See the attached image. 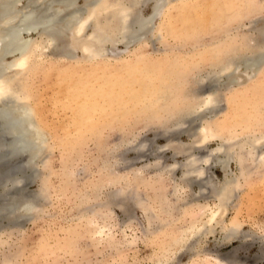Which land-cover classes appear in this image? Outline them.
<instances>
[{
    "label": "rangeland",
    "instance_id": "374dc122",
    "mask_svg": "<svg viewBox=\"0 0 264 264\" xmlns=\"http://www.w3.org/2000/svg\"><path fill=\"white\" fill-rule=\"evenodd\" d=\"M170 2L169 8L162 9L163 15L154 18L145 37L141 36L139 41L129 42L127 48L124 42H120V38L113 44L107 43L104 45L106 55L95 60L96 64H90L83 60L80 50L67 49L70 47L67 43L70 42L65 39L59 43V49L65 46L64 49L74 54L73 58H66L64 54H60L63 53L61 50L47 48L40 56L41 60L38 57V61L35 60L31 64V70L23 73L16 80V84L14 83L13 88L24 98L21 104L26 106V110L32 111V122L37 130L42 132L43 138L40 139V149L34 165L32 164L33 169H30L31 164L25 167V155L18 157V162L24 163L22 170H25L18 175L19 180L25 179L18 184L25 194L22 195L24 197H19L18 201L32 206L25 216L19 213H7V216H4L5 213L1 216L0 264L10 259L12 264H192L197 256L195 263L203 264L199 256H203L201 258L205 260L206 255L226 258L222 260L223 264H264V163H249L244 171L247 176H241L240 167L236 161L231 160L226 170L228 174L236 177L238 186L221 219H218L220 222L213 226V231L209 230L212 232L207 230L199 234L197 240H193V245L185 243L171 248H168L170 239L173 242L178 233L193 221H199L200 225L206 218L198 213L196 216L192 214L193 210L196 211L195 205L191 208L182 207L181 199L186 202L192 200L193 196L198 199L196 204L199 207L208 205L210 208L214 207L216 201L213 200L210 187L206 192L199 185H194L191 191L187 188L180 192V201L178 199L176 202L171 194L174 185L172 177L179 182L181 173L157 177L158 173L152 167L159 163L160 166H165V169L172 165L182 169L181 166L186 160L183 156L175 154V148L179 145L185 149L189 148L190 140L187 134L173 138L162 134L161 130L170 129L176 124L180 117L169 118V115H178L180 110L184 109L185 101L206 90H197L198 82L203 80L202 83H205L210 77H213L210 79L214 82H210L209 86L217 89V96L209 109H212L211 115L216 113L217 121L220 119L218 122L221 121L226 127L223 131H231L236 137L234 141L246 137L253 139L264 134V63L261 69L257 70L255 78H251L252 72L249 71H246V74H249L247 77L243 68L232 71L234 67L228 74L223 75L219 74L223 63H219V60L216 62L213 52L218 47L215 46L223 39L239 37L240 40L242 36H248L254 40L251 41L252 45L260 48L261 38L257 35L264 27V0ZM84 3L85 0H78L76 7L84 9ZM153 5V1H145L139 4L135 11L147 18L152 14ZM229 10L237 12L236 19ZM91 29L86 28L85 33H91ZM36 36L32 35L33 38ZM207 48H211L208 53ZM124 49H127L126 52ZM247 53L248 51L242 48L235 50L225 58V64L229 61L237 62L238 57ZM208 57L209 59H206ZM11 60L12 58L8 57L7 61ZM229 74H232L231 78L238 79V82L244 81L245 83H240L243 86L234 84L235 80H232V84L227 82L226 76ZM209 75L211 76L206 78ZM241 75L244 79H240ZM134 81L136 83L127 86L138 90L140 87L137 84L145 82L143 85L148 86L149 91L155 90L158 94H143L141 99H136L139 104L125 96L122 99L125 103L121 107L107 105L101 99V96H104L107 100V96L113 93L116 95L117 91L119 93L122 88L127 87L126 83ZM254 81L256 83L253 84ZM121 82L125 85H120ZM253 86H256V93L252 95L250 91L246 98L240 97V91ZM106 87L109 88L108 91L105 90ZM116 88L118 90H115ZM105 91L107 94H103ZM178 91H183V96L189 97L191 93L192 96L188 100L182 97L174 102V95H177ZM95 92L99 95L96 96ZM148 98L151 99L149 102ZM70 99L72 100L69 101ZM191 101L193 103L194 98ZM195 101L197 102V99ZM150 103L152 108L147 109ZM165 104L169 106L167 111L160 109L165 108ZM83 105L87 108L85 115L80 113ZM198 112H191L192 115L187 116L188 118L184 116L187 119L181 129L191 130L201 126V118L207 110ZM237 113L239 114L236 115ZM225 135L227 134L224 133ZM216 140L207 142L196 150L194 155L204 156L205 152L210 155L207 158L208 165L205 167V164H202L201 167L206 169L209 184L218 187L224 181V173L220 165H213L216 156L212 151L221 143ZM166 145L169 148L166 149ZM139 146L144 148L140 147L139 151ZM261 151L264 153V146ZM8 187L10 186H0V194L6 193L11 197L13 189L9 188V193ZM191 192L193 195H190ZM199 192L209 196L208 201L203 202L204 196L201 194L203 197H200ZM110 194L113 195L112 198L109 197ZM163 199L171 205L169 208L158 204ZM104 204L109 206L107 210H111L110 221L103 220L110 226L106 228L110 232L108 241L105 238L100 240L92 233L96 226L105 224L103 217L101 218L102 211L105 210L101 205ZM145 209L150 210L155 219L150 218L149 221L147 217L151 214H146ZM88 219L91 220L90 224H86L85 220ZM235 219L239 223V236L246 239L226 238L229 224ZM169 249L173 250V258Z\"/></svg>",
    "mask_w": 264,
    "mask_h": 264
},
{
    "label": "bare ground",
    "instance_id": "6f19581e",
    "mask_svg": "<svg viewBox=\"0 0 264 264\" xmlns=\"http://www.w3.org/2000/svg\"><path fill=\"white\" fill-rule=\"evenodd\" d=\"M77 1L78 0H0V186H3V187L4 186H10L7 188L8 191H9V188H10V190L13 189L11 191V193H12L11 197H9V194H6V193L0 194V218L5 213H6V215H4V216H7V213H19L20 215L23 214V216H25L27 213V210H29L31 208V206H32L31 204L29 205L28 203L21 202V200L18 201L19 197L21 198L22 195H25L22 192V190H23L22 187H19L22 180H25V179H23L22 176H21L22 179L19 180V178H18V177H20L18 175H20L19 173L21 171L25 172V170H22V164H24V163L18 162V157L22 154H23L22 156L25 155L24 156V157H26L25 161H24L25 167H27V164L28 165H30V164L34 165V160L37 157L39 149H40V147H39L40 146L39 145L40 139L43 138L42 132L38 131L37 127H35L34 123L32 122L31 115H30L32 111L26 110V106H23L21 104V101L24 98L21 97L20 94L17 91H15V89L13 88L16 80H18V78L23 73L27 72L28 70L29 71L31 70V67H32L31 64L38 57L40 59V56L42 55V53L47 48L48 49L50 48L51 50L52 49L61 50V52H63V53H60V54H64L66 58L67 57L70 59L73 58L74 54H72L70 51L64 49L65 46L62 45L63 49H59V43H62L65 39H68L70 42L69 44L67 43V45L70 46V47L67 46L68 47L67 49L73 48V49L80 50V52L82 53V56H83V60H85L86 62H89V63L94 62L96 64L97 61L95 62V60L101 59L104 55H106L105 54L106 49L104 48L105 44H107V43L113 44L114 41H116L117 39L120 38V42H124V44H125L124 46H125V48H127L128 47L127 45L129 44V42L131 43L134 41H139L140 37L141 36L145 37V34L151 29L150 25H151L152 21L154 20V18L156 16H160V15L162 16L163 15L162 9L169 8V6L171 4V2H170L171 0H85V3H86V4L84 3L85 8L84 9L83 8L78 9L76 7ZM145 1H153L154 2L152 14L147 18L139 15V13H137V11H135V8L139 4L144 3ZM249 1H251V0H249ZM241 3H242V1H241ZM248 3H250V2H248ZM233 11L234 10H231V11L229 10V12H233ZM247 11H246V13H247ZM236 13L237 12H233L232 17L235 18ZM244 13H245V11H244ZM238 17L239 16H237V18ZM88 27L92 28L91 33L86 34L85 29ZM255 32H257V31H255ZM32 35H37V36H36V38H33ZM257 36L259 38H261L260 48H257L256 46L252 45V42H254V40L249 39L248 36H245V37L242 36V37H240L241 38L240 40L238 39L239 37L236 38L234 36L235 38L223 39L220 42V44H217L215 46V47L218 46L217 49L215 48L216 50L213 51V52H215L214 59L216 60V62L219 60V63H221V62L223 63L221 65L222 68L220 69L219 74H223V75L225 74L226 75V74H228L229 70H231V68L234 67L232 71L238 70L239 68H243L244 69L243 72L245 74H246V71L252 72L251 78H255L257 75L256 72H258L261 69V65L264 63V27L258 31ZM259 42H260V39H259ZM74 46H76V47H74ZM240 48L247 50L248 53L245 55H242V57H238L239 59L237 62L235 60V61H229L228 64H225V60H226L225 58H227V56L231 55V53H233V51L238 50ZM73 49H71V51ZM212 49H213V47H212ZM126 50H125V52H126ZM207 50H208V48H207ZM209 50L207 51V53L211 51V50L210 51ZM204 51L206 52V49ZM207 53H205V55ZM8 57L12 58V60L10 62L7 61ZM218 58H220V59H218ZM206 59H209V57ZM211 59H212V57H211ZM36 61H38V60H36ZM37 64H38V62H37ZM192 64H191V66H192ZM207 64H208V62H207ZM231 75L232 74H229L228 77L226 76V78H228L227 82L229 81L232 84L233 83L232 80H235V78L234 77L231 78ZM237 75H240V74L237 73ZM246 75L248 77L249 74H246ZM210 76L211 75L206 76V78H208ZM215 76H217V75H215ZM210 78H213V77H210ZM210 78H208L209 80L206 79V81L207 80L208 81L205 83H202L203 80L201 83L198 82V89L197 90L201 91L202 89H205V88H206V90H202L201 92L196 91L199 94L193 95V97L191 99H189V97L192 96V93L189 97H186L185 95L183 96L182 95L183 91L182 92L178 91L177 95H174V96H176L174 98V102H175V100L181 99L182 97H186V99L187 100L189 99V100L185 101L186 107L184 106V109H181L180 113H178V115L176 113H175L176 115H173V113H172V115L171 114L169 115V118L180 117V119H178L176 121V124L174 126L172 125L173 127L170 129H166V128L164 129L162 127L163 129L161 130L162 134H166L167 136H172L173 138L180 136L183 133L187 134V136L190 140V145L188 146L189 148L187 147L188 149H185L184 147H181L180 145L176 146V148H175V152H176L175 154L183 156L186 160V162H184L183 165L180 164V165H182L181 166L182 169L179 170V167H177L176 165H172V166L168 167V169H165V166L162 167L159 165V163H157L158 165L154 164V166H152V167L156 170V173H158V174H156L157 177L160 175H166V177H167L168 174L172 173L174 175L176 172L181 173L180 178H178L179 182H176L177 180H175V178L172 177V180H174V183H173L174 185L171 188V194L176 199V202L180 198L179 197L180 192L185 191V189H187V188L190 189V191H191V189L193 188L194 185H199V187L206 190V192H207V188L210 187L213 200H215L216 202L213 205L214 207L210 208V206H208V205H207V207H205L203 205H202L203 207H199L196 204V202H198V199L194 198L193 196H191L192 200H188V201L185 200L186 202L183 201L184 199L183 200L181 199V202H183V204L181 205L182 207L187 206L188 208H191V207H194L192 205H195L196 206L195 209L197 212L192 209L193 210L192 214H195V216H196V214L198 213V215L201 214V217L206 216V218L203 221V223H200V225H198L199 221L195 220L190 224V226L181 230L178 233L179 234L178 237L175 238L173 240V242L171 239L169 240L168 248L174 247L175 245H178V244L180 246V245L185 244V243H187V244L192 243V245H193V242H195L193 240H195L199 234L204 233L207 230H208V232H212L213 226H215L216 224H218L220 222V220H218V219H221V215H222L223 211H225V209L227 208L228 203H230V201H231L230 198L233 196L234 191L238 186L236 177L232 176L231 174H228L227 170H226V168L228 167V164L231 160L236 161V163L240 167L241 176L245 174L244 171L247 169V166H249V163H255L256 164L257 161H259L258 163H264V153H263V151H261L262 147L264 146V134L260 133L261 135H259L258 137H255L253 139L246 137L243 140H235L236 141L235 142L234 138H236V137L233 136L231 131L230 132H229V130L223 131V129H225L226 127H224L223 124H221V121L218 122L220 119H218V121H217L216 117L218 115L216 116V113H215V115H211L212 109H209V108L215 102V98L217 96V89L209 86L210 82H214ZM240 79H244V77H242V75H241ZM70 80L71 79H69V81ZM124 80H122V81H124ZM144 80H145V78H144ZM80 81H81V79H80ZM126 81H128V80H126ZM235 81H234L235 82L234 84L240 85V83H245L244 81H241V80H240L241 82L240 81L238 82V79H236ZM159 82L161 83L162 81L160 80ZM256 82H257V80H256ZM256 82L254 81L253 84ZM134 83H136V82L134 81L132 83H126V86H127V84H129V86H130L131 84H134ZM144 83L140 82L139 84H137V86L140 87L138 90L131 89V88H129V86H127L126 88H122L119 91V93L117 91L116 95L113 93V95H111L109 97L107 96V100H105L106 97H104V96H101V99H103L104 102L107 103V105L108 104H112V105L114 104L117 107H121V106H123L122 104L125 103V102H122V99L125 96H128L126 98L129 99L130 101L131 100L134 101L146 93H157L158 94V92L155 90H152L151 87H149V88H151L152 91H149V89L147 88L148 86L143 85ZM119 84L125 85V83H123V82H121ZM182 84L183 83H181V85ZM159 85H161V84H159ZM101 86H102V84H101ZM115 86H116V83H115ZM156 86H158V85H156ZM240 86H243V84H241ZM180 87L182 88V86H180ZM114 88L115 87H113V89ZM255 88H256V86L255 87L253 86V88H249V89L244 88L242 91H240L241 96L237 92V94H238L237 97L240 96V97L246 98V95H248V93L250 91L252 92L251 94L253 95V93H256L255 90H257ZM108 89L109 88H107L105 90L108 91ZM80 90L81 89H79V91ZM115 90H118V89L116 88ZM173 90H174V88H173ZM81 92H82V90H81ZM66 93H68V92H66ZM82 94L84 95V93H82ZM82 94H80V95H82ZM103 94H107V92L105 91V92H103ZM120 94H123V95L121 96ZM95 95L98 96L99 94H97L95 92ZM232 95H233V93H232ZM24 96L29 98L27 95H24ZM69 96H70V94H69ZM240 97L238 99H240ZM193 98H194V101L197 99L198 103L195 101L196 102V104H195L193 101V103L196 106L191 101ZM142 99L146 100L145 98H142ZM158 99H160V98H158ZM158 99H155V100L157 101ZM71 100L72 99H70L69 101H71ZM150 100H151L150 98L147 99L148 102ZM234 100H237V99L234 98ZM90 102H92V101H90ZM136 103H138L137 100H136ZM182 103H183V101H182ZM155 104H157V103H155ZM112 105H110V106H112ZM115 106H113V107H115ZM164 106H166V104ZM236 106L238 107L237 104H236ZM87 107H89V106H87ZM151 108H152V103H150V105L147 107V109H151ZM167 108H169V106H166L165 108L162 107L160 109L161 110L164 109L165 111H167L168 110ZM154 109H156V108H154ZM86 110H87V108L83 105L80 109V111H81L80 113L82 115H85ZM156 110H158V108ZM198 110H202V111L207 110V113L204 114L201 118V122H200V123H202L201 126H198L197 128L196 127L191 128V130L181 129V127L183 128L182 124L184 123V120H186L188 118L187 116L192 115L191 112H195V113L198 112ZM152 111H153V109H152ZM238 114L239 113H237L236 115H238ZM77 116H78V114H77ZM184 116H186L187 118L185 119ZM81 119H82V117H81ZM38 120H40V119H38ZM82 120H80V121H82ZM84 122H85V120L83 121V125L86 124V123L84 124ZM224 122L226 123V121H224ZM238 123H240V122L238 121ZM80 124H82V122ZM87 128H89V126ZM224 133H226L227 135L224 136ZM212 139H217L221 142L217 146V148L212 151V153L216 156L214 159V162H213L214 164L213 163L212 164L213 165H216V164L220 165V167L224 173V181L222 184L218 185V187H215L214 185L209 184V182L206 178V174H205L206 169H204V168L206 167V164L208 165L207 158H209L210 155L206 154V152H205L204 156L197 157L196 155H194L196 150H199L200 148L205 146L207 144V142H210V140H212ZM228 143H230V144H228ZM167 146L168 145H166L165 148ZM169 146H171V145H169ZM140 147H142V146H139V151H140ZM142 148H144V147H142ZM167 148H169V147H167ZM162 149H161V151H162ZM202 164H205L204 168L201 167ZM33 165L31 166L30 169H33L32 168ZM180 165L178 164V166H180ZM167 166H169V165H167ZM258 166H260V165L258 164ZM33 172H34V170H32L31 175L34 174ZM33 177H32V179H33ZM29 178H31V177H29ZM128 191H131V190H128ZM201 191L203 192V190H200V192ZM121 192H120V195H121ZM200 192L198 195L202 194V193L200 194ZM9 193H10V191H9ZM125 193H127V192H125ZM190 195H193V193L191 192ZM190 195L189 196L187 195V197L189 198ZM202 195L204 196L203 202L208 201V198H210L209 196L207 197V195L205 193H203ZM202 195L200 197H203ZM112 196L113 195L110 194L109 197L112 198ZM22 197H24V196H22ZM195 197H197V196H195ZM122 198H123V195H122ZM182 198H183V196H182ZM179 201H180V199H179ZM158 204L159 205L164 204L168 208L171 206V205L166 203L165 199L161 200ZM101 206H104L103 208L105 209L104 211H102V214H101V218L103 217L102 221L103 220L107 221V220H109V218H111L110 217L111 210H107V208L109 207V206H107V204H104ZM144 207L147 208L146 205ZM149 211H146V209H145L144 212L145 213L148 212L149 214H151ZM123 212H125V211H123ZM148 218H149V221H151L150 218L155 219L153 214L148 216L147 219ZM154 219H152V221ZM85 221H86V224L91 223L90 219L85 220ZM150 223H149V225H150ZM108 224L109 223H107V224L105 223V224H101L99 227L96 226V230H94V232H92L93 235L96 236L100 240H103L102 238H105L107 240L110 237V232H108L106 230V228L110 227V226H108ZM238 225H239V223H237L236 219L230 222L229 228H228V234H226L227 239L241 238V236H239L240 230H238V227H239ZM150 228H149V230H150ZM0 229H2L1 225H0ZM157 229H159V227ZM210 229L212 231H209ZM149 234H150V232H149ZM244 238L245 237H243L241 239H244ZM187 244H186V246H187ZM187 248H188V246H187ZM175 249L178 250L177 248H175ZM188 249L190 251V248H188ZM171 252H173V250L169 249V254H171ZM172 254H171V256L173 258L174 256ZM207 256L208 255L205 256L206 257L205 260H204V258H201L203 256H201V257L199 256V259H201L203 261V264H223L224 262L222 263V260L224 261L226 259V258L225 259L216 258L217 256L215 258H213L211 256H208V257ZM197 257H194V259L196 258L195 260H197L198 259ZM167 258L164 261H166ZM10 260H5V261L3 260L4 264H12L13 262L11 263ZM195 260L192 261V264H196L195 262H197V261H195ZM201 264H202V262H201ZM225 264H229V263L226 262Z\"/></svg>",
    "mask_w": 264,
    "mask_h": 264
}]
</instances>
